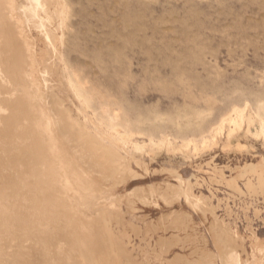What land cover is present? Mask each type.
I'll list each match as a JSON object with an SVG mask.
<instances>
[{"label":"rangeland","instance_id":"374dc122","mask_svg":"<svg viewBox=\"0 0 264 264\" xmlns=\"http://www.w3.org/2000/svg\"><path fill=\"white\" fill-rule=\"evenodd\" d=\"M23 2L17 0L19 7ZM60 2L61 19L52 26L60 56L52 52V65L43 68L51 73L46 74L49 88L75 117L108 122L113 114L120 130L134 134L143 147L129 148L132 174L93 173L104 177L98 196H109L107 205L92 211H109L101 224L124 243L137 264H231L224 258L231 251L238 254L236 263L264 264V182L259 179L264 175V0ZM27 33L38 55L52 44L32 25ZM135 172L143 179L134 180ZM198 201L206 206L199 205L203 210ZM129 202L136 204L130 207ZM172 226L178 229L173 232ZM221 232L222 242L217 238ZM8 237L0 239L7 240L0 241L3 252L19 241ZM99 241L95 247L107 252L76 253L82 264H89L88 257L98 259L96 264L108 262L113 238L103 235ZM122 259L116 255L113 261ZM122 263L130 264L127 259Z\"/></svg>","mask_w":264,"mask_h":264},{"label":"bare ground","instance_id":"6f19581e","mask_svg":"<svg viewBox=\"0 0 264 264\" xmlns=\"http://www.w3.org/2000/svg\"><path fill=\"white\" fill-rule=\"evenodd\" d=\"M24 2L25 5L19 7L17 0H0V239L9 236L8 238L11 240L15 236L14 240L16 241V237L19 238V241H16L17 246L13 242L16 247L14 248L13 245L12 247L14 249H12V251L7 248L11 251L10 253L9 251L3 252L2 250V244L4 241H7V238L5 240L2 239L3 242L0 240L2 242V246H0L2 250V252L0 250V264H82V262L79 261V258L82 256L78 258L76 253L77 255L78 253L79 255H83L84 253L90 254L98 251L107 252L106 249L108 248L106 247H95V245L100 242L99 238L103 235H109L113 238L114 242V245L110 248L111 250L109 249L114 252L109 257V259L112 258V261H109L108 257L104 255V257L108 259V262L103 264H117L116 260L113 261V258H115L116 255L121 258L123 257V259H127L130 264H137L133 257L130 256L131 253L124 243L119 240L118 237L110 233L111 231H107L108 229L106 225L103 226L101 224V221L104 220V214L109 217V211L98 213L92 212L93 209L100 204L107 205L105 202L106 199L109 198V196H103L102 194V196H98V193L101 191H97V189L102 187L100 186L102 185L100 183L104 177L102 179L95 178V174L93 173L99 172L101 174L104 173L107 176H114L117 173L118 175H121V172L123 171L125 173H129L130 171V174H132L130 159L133 156H130L131 158L128 157L131 153L129 148L135 147L143 150V147L139 144L138 140L134 139L132 136L134 134L124 132L125 129L122 127L123 131L120 130L119 123H116L117 121L115 122L111 117L113 114L111 116L109 115L108 122H106V120L98 121L95 118L75 117L64 105V101L51 88H49V79H47L46 74H49L50 70H43V68L45 66L50 68L52 65V52H55V55L60 56V52H58L53 46L56 39L55 30L57 29L54 30L52 26L55 25L54 23L61 16V2L60 0H24ZM30 25L43 35L47 39V42L52 43L49 46V49L47 48L48 50L46 49L42 51L40 55L36 54V51L32 52L34 50V41L30 39L27 33ZM37 66L39 68H37ZM50 74L48 75L49 77ZM250 110L251 109H249V111ZM262 130V134L264 135V126ZM163 142L165 143V141ZM152 144L155 145L156 142L152 141ZM122 152L127 156L123 155ZM137 161L138 160H136V162ZM130 174L129 177H127L128 174H126V177L124 175V181L130 178ZM138 176L139 174L135 172L133 179L136 180L135 178L137 177L138 180ZM117 178L120 180V177L117 176ZM112 179L114 180L113 177ZM259 179L261 182H264V175L261 174ZM105 180L107 182L108 178ZM119 180L117 179L116 181L118 182ZM107 184L108 183H106V185ZM165 186L169 187L168 184H165ZM175 187L177 188V186ZM188 187H190V185ZM160 188L158 187V189ZM106 189L108 188H104V190ZM173 189L171 191L175 196ZM190 189L192 190V188ZM167 190H169V188ZM187 190L190 191L189 189ZM94 191H97V193ZM139 191L137 194L140 193ZM151 191H153V189ZM103 192L104 191H102V193ZM134 192L136 193V191ZM155 192L154 189V193ZM165 192L166 190L164 193ZM184 192L182 194H184ZM93 193L97 194V197H95V194L93 195ZM135 193L133 195H135ZM148 193L149 196H151L150 191ZM148 193L146 192V194ZM133 195H131V198H134L132 197ZM157 195L155 194L154 196ZM136 196L138 197V195H135V198ZM186 196L189 197L190 195L188 194ZM164 198L165 197H163V200L166 199ZM173 198L175 199V197ZM137 199L138 198H136V200ZM152 199L154 200V198ZM169 199L166 201H170ZM185 199L187 198L185 197ZM129 200H127V202ZM140 200L143 201V199H139L138 202ZM146 200L147 199H145V201ZM177 200H174L176 201V203L174 202L175 204H177ZM191 200L194 201L193 199ZM191 200L190 203H192ZM130 203L133 202H129V205ZM165 203L167 204V202ZM192 204V206H194V203ZM150 205L148 206L149 208L153 207ZM168 205H170V202ZM172 205L171 207H173ZM199 205L202 207L205 206L199 203L196 205L198 206L197 208H199ZM131 206L133 205H130V207ZM145 207H147V205H145ZM157 207H159V205ZM195 210H197V213L198 209ZM132 211H134L133 208ZM208 211L210 212L211 209ZM199 212H201V210ZM116 215L118 216L119 213ZM172 216H174V214H172ZM180 216L179 218L182 219V216L185 215ZM165 219H163V221ZM189 220H191V218ZM163 221L161 223L164 224ZM175 221L177 222V219H175ZM172 222L173 221H171L170 225L175 224V222ZM217 224L219 225L218 221ZM187 226H185L186 230H188L187 228L189 227ZM172 227L175 228L174 226ZM176 229L178 228H175L174 231H172L175 232ZM226 230H228V228ZM192 232H194V230ZM229 235H231L230 232L229 234H226V236ZM10 236L13 237L11 238ZM220 237H222V232L221 236L219 234V237H217L218 240L221 239ZM177 238L178 236L176 239ZM187 239L190 240L189 238ZM187 239L185 240L190 242ZM196 239L197 237H195V240ZM26 240L30 243L28 244V241ZM23 241H26L28 245H25L26 242L24 243ZM180 241H182L181 238ZM237 241H240V239ZM159 243L160 242H158V244ZM164 243L165 240L163 244ZM178 243L180 244V242ZM228 244H230L231 250L234 241L232 242V245L231 243ZM234 245H236V243ZM169 246H171V244ZM176 246H174V248H178ZM222 246L219 247L222 249ZM235 247H238V249L241 248H239L238 245ZM165 248L166 250L169 249L167 248V245ZM182 249L184 250V248ZM169 251L171 250L169 249ZM262 251L264 250L261 249V252ZM218 253H220L219 256H222L221 250ZM230 253V256L226 255V257H223L225 259L229 257L230 262H233L231 264H239L238 262H235L236 260L239 261L237 258L238 254H234L237 252L232 254L231 251ZM203 255L204 254H202V256ZM212 255L214 256L215 254L213 253ZM238 257H240V255ZM176 259L177 258H175V260ZM208 259L210 262V258ZM97 260L98 259H95L94 261L93 258H87L89 264H96L95 262H97ZM122 260L118 261V264H123ZM216 261H218L217 258ZM201 262H203V260H201ZM220 262L222 263V261ZM196 263L197 262H195V264Z\"/></svg>","mask_w":264,"mask_h":264}]
</instances>
